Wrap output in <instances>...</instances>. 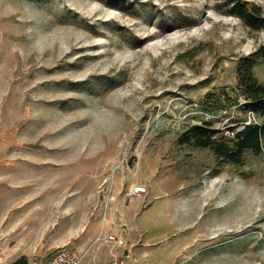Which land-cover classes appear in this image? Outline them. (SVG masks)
Instances as JSON below:
<instances>
[{
  "label": "rangeland",
  "instance_id": "374dc122",
  "mask_svg": "<svg viewBox=\"0 0 264 264\" xmlns=\"http://www.w3.org/2000/svg\"><path fill=\"white\" fill-rule=\"evenodd\" d=\"M227 2L0 0L2 264L109 234L123 264H264V142L237 169L181 141L264 121L237 87L264 31Z\"/></svg>",
  "mask_w": 264,
  "mask_h": 264
},
{
  "label": "trees",
  "instance_id": "16d2710c",
  "mask_svg": "<svg viewBox=\"0 0 264 264\" xmlns=\"http://www.w3.org/2000/svg\"><path fill=\"white\" fill-rule=\"evenodd\" d=\"M227 4L230 13L238 17L247 28L264 31V11L260 6L249 0H228ZM181 22L182 20L177 23ZM186 22L184 21V26L193 23ZM259 61H264V45L239 61L237 87L244 101V109L255 116L264 117V85L257 81L253 70ZM84 84L88 85V82ZM181 141L198 148H209L219 161L242 169L246 166L247 155L260 156L263 152L264 121L232 128L229 137L220 134L205 122L204 125L189 127ZM12 264H29V261L26 256H21Z\"/></svg>",
  "mask_w": 264,
  "mask_h": 264
},
{
  "label": "built area",
  "instance_id": "2783aa9c",
  "mask_svg": "<svg viewBox=\"0 0 264 264\" xmlns=\"http://www.w3.org/2000/svg\"><path fill=\"white\" fill-rule=\"evenodd\" d=\"M144 193H146V188L143 186L135 185L132 188V194L134 195L140 196ZM101 239L102 236H99L96 242H100ZM106 242L112 244L113 248L109 252L108 260L103 263L97 262L96 254L92 253L91 248H87L81 251L59 248L51 255L47 264H123L122 260L116 257L114 248L117 246H123L125 244L124 240L121 237L109 234L106 236ZM0 264H2L1 259Z\"/></svg>",
  "mask_w": 264,
  "mask_h": 264
},
{
  "label": "bare ground",
  "instance_id": "6f19581e",
  "mask_svg": "<svg viewBox=\"0 0 264 264\" xmlns=\"http://www.w3.org/2000/svg\"><path fill=\"white\" fill-rule=\"evenodd\" d=\"M196 22H197V20H196ZM178 26H184V25H183V24H182V25H177V27H178ZM143 41H144V40L141 39V40H139V43H142Z\"/></svg>",
  "mask_w": 264,
  "mask_h": 264
},
{
  "label": "crops",
  "instance_id": "0c3cea01",
  "mask_svg": "<svg viewBox=\"0 0 264 264\" xmlns=\"http://www.w3.org/2000/svg\"><path fill=\"white\" fill-rule=\"evenodd\" d=\"M15 261V260H14ZM14 261H12L10 264H12Z\"/></svg>",
  "mask_w": 264,
  "mask_h": 264
}]
</instances>
